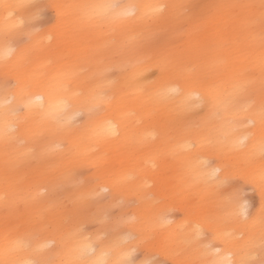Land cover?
<instances>
[{"label":"bare ground","instance_id":"bare-ground-1","mask_svg":"<svg viewBox=\"0 0 264 264\" xmlns=\"http://www.w3.org/2000/svg\"><path fill=\"white\" fill-rule=\"evenodd\" d=\"M178 1L172 2L169 12L165 9L159 17L146 13L150 6L167 5L168 0L92 1L89 5H120L117 11L130 5L139 6L136 15L127 19L110 17L99 21L100 30L93 28L97 21L89 20L83 9L64 7L59 10L71 19L70 25L65 26L69 33L76 35L80 31L86 39L101 38L103 44L107 43L105 31L110 27L118 24L145 27L137 31L139 39L126 47L124 58L118 62L123 68L120 82L103 89L96 84L95 68L83 71L86 64L81 62L89 55L85 52V40L76 38L72 45L65 44L74 57L71 62L63 61L61 49L52 51L53 43L47 40V35L37 32L32 23L29 26L31 9L25 7L29 5L28 0H0V260L25 264V261L40 258L58 264L60 258H67L70 249L82 245L92 248L85 257L87 264L93 261L122 264L129 258V252L120 245V235L95 248L83 234L68 229L63 222L65 216L53 217L59 219L56 224L65 233L64 239L45 224L48 200L57 196L55 182L50 190L41 171L50 165L66 167L76 159L96 164L100 161L99 155L92 154L96 145L122 149L126 158L121 168L112 169L116 179L89 181L86 191L93 195L104 188L115 191L122 188L126 194L133 192L139 204L131 208L130 216L125 215L120 221L132 229L163 231L167 244L165 254L176 264H181L182 258L190 259L178 253L195 226L204 225L208 220L202 211L194 218V223H189L188 215L182 220H172L165 209L152 204L148 184L163 177L167 161L166 157L160 158L162 146L174 153L180 173L184 174L183 185H191L193 179L200 181V185L206 184L202 188L203 198L212 190L216 192L219 184L208 180L207 174L212 168L222 167L210 161L211 152L224 159L247 156L254 172H248L247 177L256 183L255 179L264 169V140L259 117L261 82L248 83L246 72L253 60L262 66L261 53L250 60L252 48L247 44L256 48L261 43L259 32L251 30V21L259 18V9L252 8L254 12L248 15L241 11V15L232 7L240 0H229L221 8L227 9L220 11V18L212 26L204 25L206 21L202 20L196 23L186 50H179L173 38H162L161 42L159 38H148L153 31L147 28L152 22L159 26L171 15L179 14ZM88 3V0H56V5L65 6ZM240 31L248 38L247 42L238 41L235 34ZM203 33L206 36L195 39ZM21 35L30 40L23 42ZM225 35L232 43L229 52L220 44ZM143 43H148L144 45L147 48L138 50L136 46ZM167 46L174 48L173 63L169 60ZM150 58L152 61L148 62ZM150 64L165 69L162 78L148 80L146 70ZM2 71L13 75L14 86L1 78ZM212 73L213 77L207 79ZM238 85H246V89L240 91ZM173 88L177 91L168 93ZM206 99L211 106L203 113L199 106ZM57 109L62 110L57 112ZM80 111H90L91 117L78 123ZM250 121L253 126L247 125ZM245 136L249 139L243 149H234L233 145ZM204 160L209 161L210 167L200 165ZM224 176L223 171L220 177ZM170 194L169 198H174ZM184 200L188 203L187 198ZM222 210L216 212L219 229L226 230L220 226L224 217L229 220L230 228L239 227L237 219L226 214L231 206L224 203ZM165 214L172 222L157 227ZM247 227L249 235L258 239L254 221H248ZM17 240L26 241L29 247L10 252ZM37 248L42 249L38 254ZM232 250L226 249L222 256H228Z\"/></svg>","mask_w":264,"mask_h":264},{"label":"rangeland","instance_id":"rangeland-1","mask_svg":"<svg viewBox=\"0 0 264 264\" xmlns=\"http://www.w3.org/2000/svg\"><path fill=\"white\" fill-rule=\"evenodd\" d=\"M89 5L92 1L88 0ZM124 2L125 0H119ZM178 0H168L167 11L171 8V3ZM229 0H180L178 1L177 7L180 10L179 14H173L170 18L164 20L159 26H155L153 22L148 26V31L153 33L148 34V38H159L160 42L162 38H173L176 44V49L186 50L188 42L192 39L191 31L196 30L195 24L202 20L206 21L204 25L212 26L213 22L220 18V11L226 10L227 8L221 9ZM28 4H56V0H28ZM260 1L257 0H244L239 1L234 6H237V11L244 14L253 13L252 8H244L239 6L244 5H259ZM229 5L225 6L228 7ZM31 16L36 13L37 9L31 8ZM242 11V12H241ZM199 18V19H197ZM70 17L67 13L61 14L60 18H57V13L49 9L46 17L40 21H34L32 24L37 28H43V36H51L49 42L53 43L51 47L52 51L56 52L57 49H61L63 61L71 62L73 54L65 44L72 45L76 38L85 40V52L88 53L86 60L81 63L86 64L83 71L91 70L95 68V74L97 75L96 84L99 88L109 89L111 86L117 85L121 80V72L123 71L122 66H118V62L124 58V50L129 47L130 44L139 39L137 31H142L145 27L134 25H128L127 27L118 24L117 27H110L105 31L107 43L103 44L101 38H92L91 40L84 38L80 31L75 34L69 33L67 27L70 25ZM61 21V22H60ZM258 21V20H257ZM67 26V27H65ZM96 30H100L102 25L97 21L94 25ZM136 29V32L134 30ZM151 29V30H150ZM227 29V27H226ZM252 31L259 32L260 29L258 23L255 26H251ZM145 32H142V34ZM228 35V34H227ZM227 35L222 37L220 44L224 47L225 52H229L232 49V43L230 37ZM23 42H28L30 39L25 35H21ZM201 36H206L205 33L198 34L196 40H199ZM238 41L247 42L248 38L238 32L235 34ZM59 43L62 46H59ZM133 44V43H132ZM131 44V45H132ZM143 43L137 45L138 50L146 49ZM251 46L250 49V60L254 59L258 53L264 52L261 46L256 48ZM261 44V43H260ZM174 49V48H173ZM172 47L167 46L166 51L169 55V60L172 61ZM150 58L148 62H151ZM150 64L146 70L148 80L150 82L157 81L162 78L165 69H161L156 65ZM203 63L199 65L202 68ZM249 66V67H248ZM247 74L249 76L248 83L254 85L261 82L262 66H259L258 61L253 60L248 64ZM174 70V68H171ZM207 77V79H211ZM1 78L9 82L12 86L15 85L13 75L2 71ZM227 80V79H226ZM210 100H204L200 106L199 111L206 113L210 110ZM158 112V111H157ZM91 117L90 111H80L77 115L78 123L84 122L85 119ZM248 126H253V123L248 122ZM93 155L98 156L100 161L96 164H90L84 160L76 159L67 163V166H48L41 174L44 173L46 177V183L49 189H52L53 181L56 185V196L57 199L48 200L46 205V225L48 228L53 229L54 233L58 235L60 239H64L65 233L60 231L57 227V218L53 217H64V224L69 230H77L78 233L84 235L88 242H92L95 248H98L101 244H105L110 241L112 237L117 235L122 237L120 245L127 252H131L138 244V241L133 239L141 230H144L146 235L151 237L148 245L143 246L144 250L137 254V261H143L150 259L153 256L158 261V264H176L175 261L165 254L167 248L164 232L160 229H148V228H136L132 229L126 223L120 220L123 216L131 215V208L137 206L139 201L136 195L131 192L126 194L122 188L115 191L112 189L104 188L100 189L98 193L89 194L86 191V187L89 181H99L103 179H116L115 173L112 170L113 167H120L123 159L126 158L125 153L122 149H112L105 145H96ZM174 153L167 150L165 145L162 146L160 152V158H167L166 166L162 170V178H156L154 182L148 184L149 198L152 204L156 207H160L168 217L173 220H182L188 215L189 223H194V218L199 217L202 213L207 217L206 220L216 222V212L223 211L224 203L229 195L231 194L230 188H217V191H213L207 198H203L202 188L206 184L200 185V181L193 179V182L189 186H185L181 183L184 178V174H181L179 163L174 159ZM210 161L213 164H220L223 169L226 165H231V174L238 177H247L248 172H251L252 166L249 163L247 156L241 155L239 158L229 156L222 158L219 154L211 152ZM263 160V159H262ZM264 161V160H263ZM36 162V160H34ZM35 168V166H32ZM121 168V167H120ZM250 168V169H249ZM249 169V170H248ZM253 172V171H252ZM254 173V172H253ZM73 174V177L71 176ZM226 175L227 173L224 172ZM221 180L224 177H220ZM248 178V177H247ZM258 179L255 182L249 179H240L235 185L248 202V212L250 214L249 222H253L257 226L259 238L261 231L264 230V225L260 222V211L263 205V201L260 195ZM117 181V180H115ZM209 186V184H207ZM173 189H176L173 191ZM48 191H44L47 193ZM170 192L174 195V198H169ZM188 199V203L186 200ZM170 210V211H169ZM206 210V211H205ZM224 217V216H223ZM61 219V218H60ZM220 226L226 230L235 229L230 228L229 220L224 217V220L220 222ZM20 226V224H19ZM103 237V239H101ZM211 237H208V241ZM211 242V241H209ZM208 242V243H209ZM60 260H63L60 258ZM182 262L185 259H181Z\"/></svg>","mask_w":264,"mask_h":264},{"label":"snow or ice","instance_id":"snow-or-ice-1","mask_svg":"<svg viewBox=\"0 0 264 264\" xmlns=\"http://www.w3.org/2000/svg\"><path fill=\"white\" fill-rule=\"evenodd\" d=\"M27 8L37 9L36 13L33 14L29 19V26L34 21L43 20L49 9L57 13V18H60L61 13L59 10L64 7H76L84 10L86 17L89 20L103 21L107 18L113 19H127L129 17L135 16L136 11L139 6L130 5L124 8L122 11H117L121 8L120 5L116 4H91V5H75V6H65V5H56V4H31L26 5ZM167 5L158 4L150 6V10L146 15L151 17H159L163 14ZM237 7V6H232ZM244 8H258L259 9V18L257 20H252L251 23L255 26L257 23L260 29V46L264 49V0H260V4L257 5H244L239 6ZM43 28H37L36 31H43ZM48 40H51V36L47 37ZM11 51V50H10ZM261 65H262V75H261V100L259 106V117L261 122V137L264 140V52L261 53ZM26 67V65H25ZM240 91L246 89V85H238ZM176 89H169L168 93L176 92ZM39 99V98H38ZM251 107V105L249 106ZM62 109H57L59 112ZM251 123V121H250ZM249 139V136H245L238 140L233 148L237 150H242L245 142ZM262 151H264V146H262ZM200 165L204 168L210 167L209 161H200ZM231 165H226L223 171L227 173L224 178L221 180L220 168H212L211 171L207 174L208 180L218 181V188H230L231 194L224 201L228 206H231V211L226 214L230 217L237 219L239 227L232 230H220L217 223L213 221H207L204 225L197 224L193 233L184 241L185 247L181 250L178 255L187 256L190 259H187L181 264H264V230L261 231L259 238L249 235L247 222L250 219V214L248 212V202L241 194L240 190L235 187L237 182L240 179L247 180V177H238L231 174ZM259 190L262 201H264V169L261 170L259 174ZM7 207V205H6ZM170 211V210H169ZM172 221L166 218V214L162 215L160 218V223L157 227H163L167 224H170ZM260 222L264 225V206H262L260 211ZM211 237V242L204 243L208 237ZM103 239V237H101ZM133 239L138 241V244L135 248L128 253V259L122 262V264H138L137 254L144 250L143 246L149 244L151 237L147 236L144 230H141ZM243 241V244L240 245V242ZM220 245V246H217ZM237 245H239L237 247ZM29 247L28 243L24 240H17L10 252H15L21 248ZM46 247V246H44ZM233 248L229 252L228 256H222V253L226 249ZM42 249L37 248L35 252L38 254ZM92 251L91 245H82L76 248H72L67 253V258L60 260L58 264H87L85 257ZM239 256V259L235 257ZM0 264H16L15 261L5 259L0 260ZM25 264H57V261L50 259H31L25 261ZM92 264H105L104 261H93ZM121 264V262H117ZM139 264H158V261L153 256L150 259L139 261Z\"/></svg>","mask_w":264,"mask_h":264}]
</instances>
